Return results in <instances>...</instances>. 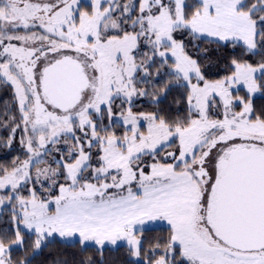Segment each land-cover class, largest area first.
Returning <instances> with one entry per match:
<instances>
[{"label":"snow or ice","instance_id":"snow-or-ice-1","mask_svg":"<svg viewBox=\"0 0 264 264\" xmlns=\"http://www.w3.org/2000/svg\"><path fill=\"white\" fill-rule=\"evenodd\" d=\"M0 84V264H264V0H0Z\"/></svg>","mask_w":264,"mask_h":264},{"label":"trees","instance_id":"trees-1","mask_svg":"<svg viewBox=\"0 0 264 264\" xmlns=\"http://www.w3.org/2000/svg\"><path fill=\"white\" fill-rule=\"evenodd\" d=\"M222 74V73H221ZM243 94V92H241ZM12 99V88L8 84H0V111H3L4 106L8 104ZM255 103L257 105L264 104V97L257 96ZM137 110L149 111L151 106L144 102L142 105H137ZM7 135L6 132L0 130V136ZM19 137H17V142L14 145V149L9 152L7 148L0 147V163L10 162L11 158L16 155H21L22 153L19 150ZM160 229H166V227H158L157 231L150 233V235H159ZM71 242L61 241L59 238H56L54 241H50L47 246L43 249L42 254H37L33 260V264H41L45 261V257H48L47 264H51L53 260L64 259L68 253H76L77 260L86 259L88 257H93L97 260L100 259L99 254L96 252L95 248H89L87 251L81 252L79 245L74 247L70 246ZM23 255V253H20ZM127 258L126 246L121 245L118 249L107 247L104 252V264H124Z\"/></svg>","mask_w":264,"mask_h":264},{"label":"rangeland","instance_id":"rangeland-1","mask_svg":"<svg viewBox=\"0 0 264 264\" xmlns=\"http://www.w3.org/2000/svg\"><path fill=\"white\" fill-rule=\"evenodd\" d=\"M159 227H166L165 225H163V224H161ZM57 238H59V237H57ZM60 239V238H59ZM61 240V239H60ZM64 242H71V240H69V241H64ZM121 245H125V244H123V243H121ZM126 246V245H125ZM108 247H110V248H113V246H111V245H109ZM105 264H107V263H105Z\"/></svg>","mask_w":264,"mask_h":264}]
</instances>
